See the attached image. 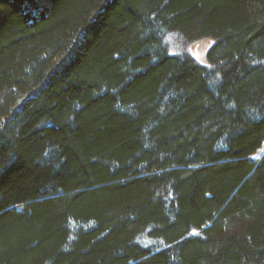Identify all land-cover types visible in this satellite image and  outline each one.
<instances>
[{
  "label": "trees",
  "instance_id": "trees-1",
  "mask_svg": "<svg viewBox=\"0 0 264 264\" xmlns=\"http://www.w3.org/2000/svg\"><path fill=\"white\" fill-rule=\"evenodd\" d=\"M36 2L0 0V264H264V0Z\"/></svg>",
  "mask_w": 264,
  "mask_h": 264
},
{
  "label": "rangeland",
  "instance_id": "rangeland-1",
  "mask_svg": "<svg viewBox=\"0 0 264 264\" xmlns=\"http://www.w3.org/2000/svg\"><path fill=\"white\" fill-rule=\"evenodd\" d=\"M36 3L35 5L37 8L42 6L43 7V8L41 7L42 9L48 10V11H49V8H51V0H37ZM171 39L174 41V44H175L174 37H172ZM213 43H214V40L212 38L201 39L193 43L189 47V50L194 56H196L199 59V61L206 64L207 63V57H206L207 51ZM176 47L180 48L178 46Z\"/></svg>",
  "mask_w": 264,
  "mask_h": 264
}]
</instances>
